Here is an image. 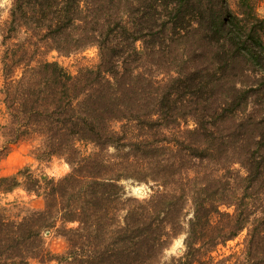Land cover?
Instances as JSON below:
<instances>
[{
	"label": "trees",
	"instance_id": "1",
	"mask_svg": "<svg viewBox=\"0 0 264 264\" xmlns=\"http://www.w3.org/2000/svg\"><path fill=\"white\" fill-rule=\"evenodd\" d=\"M260 0H12L0 21V264H264ZM96 48L71 73L59 58ZM125 181L145 183V197ZM243 230V247L217 254ZM55 232L65 246L54 252ZM183 250L166 257L173 240Z\"/></svg>",
	"mask_w": 264,
	"mask_h": 264
},
{
	"label": "rangeland",
	"instance_id": "2",
	"mask_svg": "<svg viewBox=\"0 0 264 264\" xmlns=\"http://www.w3.org/2000/svg\"><path fill=\"white\" fill-rule=\"evenodd\" d=\"M12 0H0V21L4 20L8 15V9ZM227 3L233 7V0H227ZM257 11L261 16H264V0H260L257 6ZM1 54V46H0ZM96 59V48L91 47L84 52L73 55L70 57L59 58V61L65 66L71 73L76 71L78 64H91ZM1 72H0V84H1ZM2 138L0 137V147L2 146ZM29 141H20L14 144L9 152L0 160V175H8L16 172L19 168L28 166L37 173H45L50 177H61L68 170V164L58 157H53L48 161H37L30 152L31 146ZM125 187L128 194L135 195L137 197H145L151 191L148 184L137 183L131 181H125ZM142 188V193L133 191V188ZM16 203L24 208L38 209L43 205L42 199L35 197L34 195H27L21 188H16L13 191L0 194V204L7 205L8 203ZM245 235L243 230L237 237L229 240L225 246H220L217 254L227 255L232 252H238L243 247L242 241ZM183 236L175 238L166 250V257L170 255H178L183 250L182 244ZM47 246L54 252H60L64 249V239L52 232L47 237ZM31 264H38L33 261ZM52 264V263H51Z\"/></svg>",
	"mask_w": 264,
	"mask_h": 264
},
{
	"label": "water",
	"instance_id": "3",
	"mask_svg": "<svg viewBox=\"0 0 264 264\" xmlns=\"http://www.w3.org/2000/svg\"><path fill=\"white\" fill-rule=\"evenodd\" d=\"M133 191L137 193H142V188L141 187L133 188Z\"/></svg>",
	"mask_w": 264,
	"mask_h": 264
}]
</instances>
